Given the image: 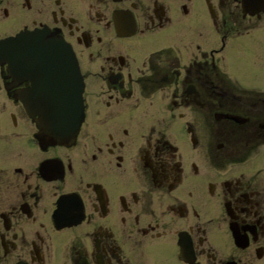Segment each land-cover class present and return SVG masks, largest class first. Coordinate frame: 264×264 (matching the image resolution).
I'll list each match as a JSON object with an SVG mask.
<instances>
[{
  "label": "flooded vegetation",
  "instance_id": "flooded-vegetation-1",
  "mask_svg": "<svg viewBox=\"0 0 264 264\" xmlns=\"http://www.w3.org/2000/svg\"><path fill=\"white\" fill-rule=\"evenodd\" d=\"M35 30L77 78L0 63V264H264V0H0Z\"/></svg>",
  "mask_w": 264,
  "mask_h": 264
},
{
  "label": "water",
  "instance_id": "water-1",
  "mask_svg": "<svg viewBox=\"0 0 264 264\" xmlns=\"http://www.w3.org/2000/svg\"><path fill=\"white\" fill-rule=\"evenodd\" d=\"M26 48L31 52L37 51V54H52V55H69L68 59H65L69 63V67L71 72H69V76L71 78L75 77L74 70V60L71 52L66 49V45L63 44L59 39L48 37V33L36 31V32H21L17 34L15 37H9L7 39L0 41V61L8 63V68L11 72H14L15 69V53L17 48ZM40 59V58H38ZM50 62L54 64L62 63V59L60 57H52ZM57 68V67H54ZM82 91L83 88H79L75 94L71 93L68 98L70 102L68 107L66 108L67 116H68V125L60 124L55 121L57 116L59 115L58 109L53 106V122L51 124L53 136L57 142H63L69 140H73L74 136L78 132L80 125L83 121V100H82ZM60 107V105H58ZM61 108V107H60ZM65 111V109L63 110ZM78 114V115H77ZM63 118H66L64 116Z\"/></svg>",
  "mask_w": 264,
  "mask_h": 264
},
{
  "label": "rangeland",
  "instance_id": "rangeland-1",
  "mask_svg": "<svg viewBox=\"0 0 264 264\" xmlns=\"http://www.w3.org/2000/svg\"><path fill=\"white\" fill-rule=\"evenodd\" d=\"M2 35H0V37H1Z\"/></svg>",
  "mask_w": 264,
  "mask_h": 264
}]
</instances>
